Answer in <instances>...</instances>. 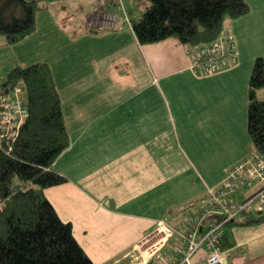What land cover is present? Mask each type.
<instances>
[{"label": "crops", "instance_id": "obj_1", "mask_svg": "<svg viewBox=\"0 0 264 264\" xmlns=\"http://www.w3.org/2000/svg\"><path fill=\"white\" fill-rule=\"evenodd\" d=\"M247 1L249 13L239 18L227 17L220 37L228 45L237 46L239 59L212 74L197 72L191 66L201 49H209L211 45L195 46L192 52L177 38L143 45L130 25L120 31L97 34L78 27L76 21L74 27L67 28V24L65 28L61 18L66 9L51 14L60 28L70 34V39L81 32L87 36V44L98 35L97 39L116 48L112 57L100 58L89 50L60 63L64 67L60 81L67 97L75 90L79 100L81 95L92 94L95 99V95L102 93L112 100L66 107L63 87L59 86L72 142L54 168L69 180L45 190L61 218L73 223L77 240L96 264H142L138 246L142 237L155 228L157 220L164 218L178 230H184L181 213L187 210L185 201L163 207L159 204L154 146H159L158 139L170 130L208 133L214 148L234 149L230 150L233 160L229 164L249 157L250 151L242 144L248 139L250 75L256 58L264 55V50L260 51L264 49V0ZM100 11L95 14L94 26ZM40 30L39 20L35 33L15 45L27 46L38 38ZM4 42L5 38L0 36V46ZM28 58L18 65L46 62L38 52ZM56 82L58 86V79ZM258 97L264 99V87L258 90ZM169 109L171 115H167ZM227 165L203 185L197 203L206 196L209 187L217 189L226 180ZM109 183L114 184L110 189ZM247 195V191L241 193L239 200ZM168 213L174 219H167ZM223 234L228 264H264V219L252 224L230 223L223 228ZM182 243L176 232L167 245L173 244L176 252ZM167 245L150 264H175L183 260L176 259L175 254L171 260L162 258ZM202 246L195 264L207 258L209 249L205 244Z\"/></svg>", "mask_w": 264, "mask_h": 264}, {"label": "trees", "instance_id": "obj_2", "mask_svg": "<svg viewBox=\"0 0 264 264\" xmlns=\"http://www.w3.org/2000/svg\"><path fill=\"white\" fill-rule=\"evenodd\" d=\"M147 9L135 18L128 8L139 42L156 44L177 38L192 47L211 45L224 31L227 17L249 13L247 0H137ZM45 0H0V36L12 45L38 29ZM250 75L248 133L252 153H264V55ZM22 90L29 116L17 135L0 140V264H96L77 240L73 223L61 218L45 190L69 180L54 163L71 146L59 86L46 62L17 65L0 84V95ZM197 203V202H196ZM199 203V202H198ZM251 213L244 223L263 221ZM169 222V221H168ZM224 237V236H223ZM223 245V238L221 240Z\"/></svg>", "mask_w": 264, "mask_h": 264}, {"label": "rangeland", "instance_id": "obj_3", "mask_svg": "<svg viewBox=\"0 0 264 264\" xmlns=\"http://www.w3.org/2000/svg\"><path fill=\"white\" fill-rule=\"evenodd\" d=\"M47 1L49 7L41 12L37 16V21H41V30L38 34V38L29 42L27 46H16L12 45H1L0 46V84L7 79L8 74L13 70L15 66L19 64L20 61L29 59L30 54L39 53L41 58L47 61L55 71V75L58 79V86L63 87L62 95L65 100L66 107L74 104L75 107L79 108L81 106L92 105L95 102H103L107 100H112L109 95L106 96L105 93L95 95H81L80 100L76 97V91H72L73 95L67 97L64 86L61 85L62 81V71L64 67H61L60 63L65 59L72 58L78 52L91 51L92 55L97 54L100 58L106 56L114 55L116 48L112 45H107V41L102 39H97L98 35L94 39L89 40L87 44L85 42L87 36L79 32L75 33L74 37L70 39V34L66 30L61 29V25L57 24V18L51 14L57 11H64L66 9V14L62 20L63 26L67 28L74 27V24L78 23L79 26H83L87 29H93V20L95 14H97L104 7L101 5L100 0H45ZM127 4L130 8L135 7V11L132 12L135 18L139 16L142 17L143 12L147 9L145 5L139 4L137 0H127ZM45 12V13H44ZM71 21L73 23H71ZM128 25V24H127ZM64 26V27H65ZM65 27V28H66ZM101 33V32H100ZM97 33V34H100ZM107 43V44H105ZM94 50V51H93ZM264 50V49H260ZM262 52V51H261ZM30 53V54H29ZM84 54H87L84 53ZM85 56V58H87ZM29 61V60H28ZM32 61V60H31ZM29 63V62H28ZM105 64V63H104ZM106 65V64H105ZM89 66V65H88ZM66 67V66H65ZM90 68V66H89ZM151 97H154L152 93ZM84 96V97H83ZM107 99V100H106ZM172 111H167V115H171ZM174 113V111H173ZM248 132V129H247ZM246 134V133H245ZM159 146L155 144V157L157 160V182L158 193L160 196V207L164 204L184 202V206L187 210L182 212L181 225L185 230L184 220L189 213H194L199 207L196 200L200 198L201 190L203 185L217 172L221 171L224 165H227V171L230 168H234L238 163L248 160L253 152V144L250 134L248 133V139L243 147L247 146L246 151H250L249 157L238 161V163L229 164L233 159V153L230 152L233 148H214L211 145L210 135L208 133H201L200 130L193 131H183L178 128H174L167 133L163 138L158 139ZM156 143L157 140L154 139ZM218 152V153H217ZM228 176V173H227ZM108 189L112 188L114 184L109 183ZM220 184V183H219ZM219 184L217 186H219ZM222 183L220 184V186ZM215 186V187H217ZM219 186V187H220ZM211 188H208V193ZM208 193L206 195H208ZM206 197V196H204ZM190 198V200H188ZM187 200V201H186ZM190 208L189 206L192 205ZM188 207V208H187ZM184 208V209H185ZM167 219H174L171 214L168 213ZM179 229V228H178ZM149 234V233H148ZM146 235L142 237L144 239ZM173 244L167 245V250H165L164 259L171 260L173 254H175ZM183 257L178 255L177 258Z\"/></svg>", "mask_w": 264, "mask_h": 264}, {"label": "built area", "instance_id": "obj_4", "mask_svg": "<svg viewBox=\"0 0 264 264\" xmlns=\"http://www.w3.org/2000/svg\"><path fill=\"white\" fill-rule=\"evenodd\" d=\"M100 2L104 8L100 11L93 32L120 31L127 24L132 27L125 0ZM187 48L188 52H192L195 47L187 45ZM194 58L191 66L195 71L212 74L223 66L234 65L239 59V52L237 46L228 45L222 37L211 43L209 49H201ZM28 116L29 110L26 100L22 99L20 88L0 95V140L5 136L14 138ZM250 156L248 160L230 168L222 185L210 189L208 195L196 203L199 207L184 220L185 230H178L164 218L157 220L155 228L138 246L143 258L142 264H150L154 256H160L176 232L180 234L183 243L178 246L175 256L182 255V258L176 259L183 260L175 264H195L203 248L202 244L208 247L209 252L207 258L198 264H228L226 251L221 246L223 228L230 223L247 221L251 213L264 215V153L254 152ZM246 191L247 197L239 200L240 194Z\"/></svg>", "mask_w": 264, "mask_h": 264}]
</instances>
